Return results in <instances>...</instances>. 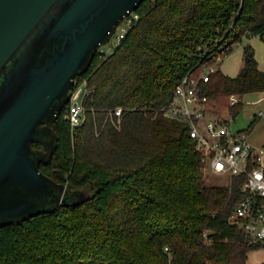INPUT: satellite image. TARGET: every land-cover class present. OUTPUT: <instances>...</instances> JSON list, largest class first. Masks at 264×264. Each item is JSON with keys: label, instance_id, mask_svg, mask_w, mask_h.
<instances>
[{"label": "trees", "instance_id": "obj_1", "mask_svg": "<svg viewBox=\"0 0 264 264\" xmlns=\"http://www.w3.org/2000/svg\"><path fill=\"white\" fill-rule=\"evenodd\" d=\"M135 13L113 53L98 52L76 78L92 91L85 124H53L57 149L41 170L69 188L70 205L0 228V264H248L261 248L231 221L245 178L206 186L189 127L161 109L188 72L264 35V0H145ZM262 92L250 44L237 77L216 69L207 84L218 102ZM117 107L120 130L105 123Z\"/></svg>", "mask_w": 264, "mask_h": 264}, {"label": "water", "instance_id": "obj_2", "mask_svg": "<svg viewBox=\"0 0 264 264\" xmlns=\"http://www.w3.org/2000/svg\"><path fill=\"white\" fill-rule=\"evenodd\" d=\"M144 1L0 0V228L70 205L69 188L41 170L57 149L53 124Z\"/></svg>", "mask_w": 264, "mask_h": 264}, {"label": "built area", "instance_id": "obj_3", "mask_svg": "<svg viewBox=\"0 0 264 264\" xmlns=\"http://www.w3.org/2000/svg\"><path fill=\"white\" fill-rule=\"evenodd\" d=\"M138 18V14L133 13L121 23L113 36L117 38L116 46ZM260 38L264 41V35ZM215 71L216 67L211 66L188 72L177 83L171 102L161 112L164 117L189 127L205 173L225 180L245 178L241 188L244 197L236 206L231 221L239 226L251 243L264 248V145H254L247 131L234 129L236 116L231 108L243 102L238 95H230L221 112L219 102L207 94V84ZM91 92L87 79H75L72 96L61 114L73 129L86 122L85 101ZM125 114L123 107L106 111L105 123L120 130ZM101 132L102 129L97 127L96 135Z\"/></svg>", "mask_w": 264, "mask_h": 264}, {"label": "rangeland", "instance_id": "obj_4", "mask_svg": "<svg viewBox=\"0 0 264 264\" xmlns=\"http://www.w3.org/2000/svg\"><path fill=\"white\" fill-rule=\"evenodd\" d=\"M117 38L113 37V39L104 47L101 48V51L106 52L107 55H110L113 53V51L116 48L115 41ZM218 61V60H217ZM214 67H217L216 64L212 65ZM211 67V66H210ZM205 67V68H210ZM259 99L258 96L255 95H247L245 96L243 100V107L240 111V113L236 116V121L233 125L234 129L239 130H250L251 134L249 136V140L257 146H263L264 145V117L260 119V121L252 126V119L257 111L260 109L264 110V103H261L259 105H255L254 102H256ZM229 99L228 97H222L220 98V105H226L228 104ZM225 107V106H224ZM223 106H220L221 112L223 109H225ZM203 182L206 186H222L227 183V180L222 179L220 176H217L215 174H211L207 172L204 175ZM249 264H263L264 262V248L261 247L257 250L252 251L249 254Z\"/></svg>", "mask_w": 264, "mask_h": 264}, {"label": "crops", "instance_id": "obj_5", "mask_svg": "<svg viewBox=\"0 0 264 264\" xmlns=\"http://www.w3.org/2000/svg\"><path fill=\"white\" fill-rule=\"evenodd\" d=\"M246 44H250L254 48L255 56L259 64V69L264 72V41L258 36L252 37L250 39L245 38L243 43L233 45L232 51L229 54H227L222 58H218L216 69L221 70L222 73L228 77L231 78L237 77L243 67L244 46ZM249 95H255L259 97V99L256 102H254L255 105L264 103V92L253 93ZM254 117H256L258 123L260 119L264 117V110L260 109L259 111H257ZM247 133L250 136L251 131Z\"/></svg>", "mask_w": 264, "mask_h": 264}, {"label": "flooded vegetation", "instance_id": "obj_6", "mask_svg": "<svg viewBox=\"0 0 264 264\" xmlns=\"http://www.w3.org/2000/svg\"><path fill=\"white\" fill-rule=\"evenodd\" d=\"M100 51H101V49H100ZM100 51H99V52H100Z\"/></svg>", "mask_w": 264, "mask_h": 264}]
</instances>
